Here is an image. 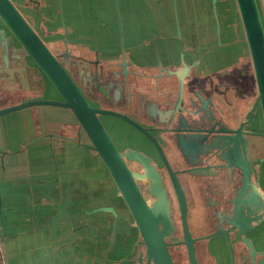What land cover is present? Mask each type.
<instances>
[{"label": "crops", "instance_id": "0c3cea01", "mask_svg": "<svg viewBox=\"0 0 264 264\" xmlns=\"http://www.w3.org/2000/svg\"><path fill=\"white\" fill-rule=\"evenodd\" d=\"M12 1L58 53L190 67L203 92L232 110V126L256 99L236 0ZM256 2L264 27V0ZM59 98L0 21V108ZM256 113L245 128L262 131ZM248 141L253 158L264 156V136ZM88 142L63 106L0 114V264H139L140 232ZM253 175L263 192L264 162ZM248 235L264 254V222Z\"/></svg>", "mask_w": 264, "mask_h": 264}, {"label": "flooded vegetation", "instance_id": "af4514ba", "mask_svg": "<svg viewBox=\"0 0 264 264\" xmlns=\"http://www.w3.org/2000/svg\"><path fill=\"white\" fill-rule=\"evenodd\" d=\"M192 78L190 67L186 66L137 65L125 58L112 61L76 55V84L89 103L119 112L136 123L114 114L98 113L117 149L140 152L160 176L174 225L170 235L181 230V223L175 188L162 153L186 196L187 221L188 213L195 210L203 223L199 228L204 231L200 233L189 228L193 237H200L194 242L197 264H264L263 251L255 247L248 235L254 226H263L264 217L244 233L254 245L253 256L236 231H228L233 254L224 233L212 234L230 226L232 198L241 174L232 167L229 130L238 125L232 126V110L217 105ZM249 135L258 134H247V138ZM247 152L250 154L249 141ZM126 163L138 174L145 172L135 159H126ZM254 165L255 162L253 171ZM252 179L256 182L253 173ZM137 184L150 204L154 200L150 178L139 176ZM167 237L172 242L169 251L173 263L177 264L172 247L182 245L184 250L178 254H183L184 264H190L185 245L178 242L183 237L182 230L181 238ZM199 243H203V251L199 250Z\"/></svg>", "mask_w": 264, "mask_h": 264}, {"label": "water", "instance_id": "95a60500", "mask_svg": "<svg viewBox=\"0 0 264 264\" xmlns=\"http://www.w3.org/2000/svg\"><path fill=\"white\" fill-rule=\"evenodd\" d=\"M236 3L251 58L257 96L246 118L239 122L237 127L229 130L232 133L230 136L232 167L240 171V184L232 198L230 226L212 234L224 233L231 254H233L234 248L228 231H236L242 236L243 243L253 256L256 254L254 245L244 233L252 228L253 222H258L264 217V203L258 185L252 179L254 158L247 152V134L264 136V130L250 131L244 126L252 121L258 107L264 125V27L256 0H236ZM0 21L60 95L59 99H31L3 107L0 108V114L36 104H53L70 109L89 139L86 145L95 150L103 160L140 232V241L144 245V251L138 256L139 264H174L169 251V245L172 242L166 240V237L174 230V225L170 219L168 200L162 188L160 176L149 163L148 158L140 152L134 150L121 152L117 149L100 121L98 113H110L135 122L119 112L92 106L69 73L65 63L49 48L12 0H0ZM62 55L68 58L72 54L66 48ZM162 156L170 173L179 204L183 237L178 242L185 245L190 264H197L194 242L200 237H193L191 234L187 221L186 196L163 153ZM126 159L137 160L145 172L138 174L132 171ZM144 175L150 178L153 186L154 200L150 204L137 184V177ZM259 209H262V212H258Z\"/></svg>", "mask_w": 264, "mask_h": 264}, {"label": "rangeland", "instance_id": "374dc122", "mask_svg": "<svg viewBox=\"0 0 264 264\" xmlns=\"http://www.w3.org/2000/svg\"><path fill=\"white\" fill-rule=\"evenodd\" d=\"M19 6L22 7V5H20L18 3ZM240 16V15H239ZM3 24V23H2ZM41 36L43 35L42 33L40 34ZM13 38V37H12ZM14 39V38H13ZM15 40V39H14ZM16 41V40H15ZM17 42V41H16ZM49 44V42H48ZM49 48L51 49L54 48L55 50V54L58 55L59 59L63 62V63H66L67 64V69L69 71V73L71 74V76L74 78V80L76 81V56L73 54L70 56V58L68 60H65L66 58L64 56H62L61 53H58V50L55 46L51 44L48 45ZM69 51H71L70 49H68ZM254 82H255V79H254ZM257 115H259L260 119H261V123H260V128H262V130H264V125H263V120H262V115H261V111H260V108L258 107L257 111H256ZM250 149V147H249ZM250 156H251V150H250ZM261 156V155H260ZM252 157V156H251ZM253 158V157H252ZM264 162V156H262L261 158H256L254 157V162L255 164L257 165V162H259V164L263 163ZM257 167V166H255ZM263 193H264V190H263ZM196 213V214H195ZM188 224H189V228L194 231V229L197 231V232H201V231H204L202 229H200L199 227L202 226V222L200 221V219L198 220V213L195 211V210H192V212H189L188 213ZM204 229V228H203ZM196 232V233H197ZM167 238L169 239H172V238H181V230L180 228H178V230L174 233V235H169ZM199 246L201 248H199V250H202L203 249V243H199ZM179 247V248H178ZM178 247H172V252H173V255H174V258L177 262V264H184L183 260H182V257L183 254H178V252L180 250H184L183 246H178ZM203 251V250H202Z\"/></svg>", "mask_w": 264, "mask_h": 264}, {"label": "bare ground", "instance_id": "6f19581e", "mask_svg": "<svg viewBox=\"0 0 264 264\" xmlns=\"http://www.w3.org/2000/svg\"><path fill=\"white\" fill-rule=\"evenodd\" d=\"M260 192H261V195L264 197V193L262 191H260Z\"/></svg>", "mask_w": 264, "mask_h": 264}]
</instances>
